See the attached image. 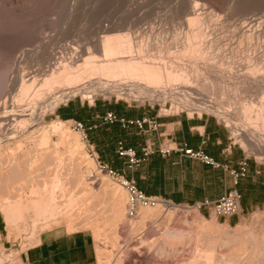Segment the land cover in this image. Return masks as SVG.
Here are the masks:
<instances>
[{
	"label": "rangeland",
	"instance_id": "374dc122",
	"mask_svg": "<svg viewBox=\"0 0 264 264\" xmlns=\"http://www.w3.org/2000/svg\"><path fill=\"white\" fill-rule=\"evenodd\" d=\"M14 4L17 5L16 8ZM193 6L197 10L198 15H200L198 17V21L199 18L200 21L192 27L187 23V19L192 17V15H188V10ZM115 25L116 29H121L120 31L123 33L124 31L125 33L128 32L132 38L134 37L133 40H136H134L135 42L133 41L135 45L136 43L137 46L142 45L143 48H146V51L149 49L150 51L148 50L147 54L154 56V61H159L158 63L161 62L166 66L175 67L180 65V67L185 66V68L194 66L193 62L185 60L186 57H183V60L180 56V50L185 45L186 35L193 31L194 28H197V26L203 33L206 30L207 34L205 31L204 35L207 39L204 40L212 39V41H209L212 46L207 45L209 47H205L206 49L203 50L206 52H203L205 61L207 60L211 64L210 70H214L212 71L213 73H210V76H206L207 78L209 77L208 79L204 75L205 80L203 76L195 79L196 77L193 73L192 77L194 78L190 77V79L194 80H191L190 85L194 87L198 81L200 83H209L212 87V92L203 94L217 102L227 103L229 101L230 106L228 105V108H225L227 107L225 105L223 108L228 110L239 123L246 127L248 126L242 117L238 115V106L240 104H251L255 108L252 111V114H254L256 108L261 103H264L263 85L261 87L262 90H255L252 87L244 88L240 84V79L246 74L247 68L255 66L256 68L260 67L262 71L264 69V0H0V110L2 111L5 105L18 104V100L20 101L21 99H24L23 104L26 103V98L22 95L20 97L19 78L25 79L26 76L29 78L36 75V73L40 75L45 69L56 67L58 63L67 60V57L73 54H80V52L96 54L97 44L100 38L105 35L106 28ZM243 26H245L244 29H242ZM247 28H249L251 33L244 31ZM256 32L259 33L257 34ZM248 33L252 35V38ZM248 36L250 37L247 38ZM159 47L161 48L160 50L157 49ZM41 50L42 52H40ZM43 52L44 54H42ZM34 53H37V56ZM143 54L146 55V53ZM199 65L203 67V64L201 62L197 63L198 71L200 70L199 72L203 73ZM219 66L221 67L219 68ZM226 68L230 69L227 70ZM93 79L90 81L94 83L105 81L95 76ZM84 81L82 80V82ZM55 88L52 89V93L59 89L58 87V89ZM109 95L97 93L91 99L77 94L64 101V103H60L57 107L69 102L85 106L96 102H118L124 105L143 107L152 111H157L160 107L161 115L176 113H186L188 116L212 115L228 128L231 142L236 148L244 152L249 160L258 164L264 163V153L260 154L249 144L245 146L242 141V143L239 142L240 139L231 130V126L225 123L224 120L221 121L222 119L212 112L211 114L209 111H189L177 106L176 108L173 106V108L170 101L160 104L161 102H151L149 100L140 102V100L113 93ZM21 102L19 104H22ZM8 119L11 120L12 117ZM56 120L63 122L62 133L65 132L63 136L67 139L63 138L61 143L56 141L58 134L54 135L49 129L50 125ZM25 122L24 125L16 124V122H0L1 124L4 123V128L0 130L2 132V134L0 132V167H3L1 155H10L8 152L10 149L15 151L11 153L14 154L13 156L17 157L20 153L23 156L25 155V157L21 156L20 159L22 161L27 158H29V161L32 160L33 153L35 149H38L37 143L43 132H46L49 139V143L46 146L48 149L45 150L44 155H41L43 157L39 158L36 156L38 160H36L35 169L33 167L32 170H29L25 167L26 161L28 162L27 159L19 167V170L21 169V174L18 175L19 178H11L9 176L10 178L8 177L7 181L6 179L0 181V197L7 196L10 200L8 201L12 202L18 198V192L22 189L21 194L23 196L20 199H23V204H27L28 201H36V196H25L27 188L30 186L29 184L40 185L44 178L46 179L47 176H50L49 174L56 170L55 167L59 165L57 157H59L61 158V164L57 172L64 179L63 182L67 178L64 182L67 189L70 188L71 190L74 187L72 194L74 193V197L76 195L75 198L77 200L69 211L67 210L68 208H63L64 200L60 198L61 202L63 200L61 203L57 199L59 202L57 201L56 210L62 207L63 210L59 209L60 211L69 213L74 227L72 230H68L65 226L64 218L58 217L55 222L41 229L40 226L44 220L41 221L40 219L39 221L36 218V207L33 206L28 211H25L21 218L16 219L10 227L6 225L7 238L10 243L5 246L0 245V264H5V260H7L6 264H9V262H11L10 264H23L21 254L36 243L42 232L51 229H57L62 232L78 230L90 232L94 240L97 264H203L201 263L202 260L190 261V258L192 259L194 256L198 258L201 252L198 251L202 250L201 248L205 246L207 240L213 236L218 238L214 237L216 241L213 254L215 256L211 264H218L216 260L221 254L231 253L230 255H234L232 253L239 247H242L239 248L242 250L237 255L239 259L237 257L236 261L232 262L233 264H264V256L262 260L260 255L257 254V252L260 253L261 251L264 253L263 209L249 211L240 215L237 224L229 226L221 221L222 217L217 216L212 210L208 213L204 209L198 210L194 208L191 204L172 203L176 207L174 215H167L162 210V207H151L150 209L155 211L153 212L154 216L151 219L149 217L144 222H140L138 214L140 210L130 208L128 212H124L125 221H119L114 224L111 219L110 208L108 207L110 203L108 201L111 196L109 191H101L98 186L99 181L96 180L94 181L95 185L89 180V182L86 181L88 184L84 182L88 186L85 185L84 187L82 184L83 186L80 187L81 184L77 183L78 179L76 180L75 175L82 174L83 176L88 174L94 180V178H98V172H100L102 175H106V178L112 183L117 184L101 168L104 164L127 179L128 175L140 169L142 160L133 165L122 163L120 168H113L110 163L101 159L100 154L88 141L86 133L85 137L79 134L73 128V121L62 120L56 117L54 112L46 115L41 122H35L34 124L28 123V120H25ZM66 141L70 143L68 144ZM18 144H20L19 149L17 148ZM72 144L75 145V148L77 146L74 150L75 153L73 152V157L69 152V146L70 149H74ZM76 150H79V153ZM21 151L24 153L28 151L26 154L28 155L29 153V155L26 156ZM78 158L80 161H77L79 163L77 166L75 162ZM68 160L70 163H68ZM87 160H92L94 169L90 171L84 170L83 172V169L80 170L79 168L87 167L88 164L85 165ZM71 162L74 169V171L72 170L74 172H72V175L68 171L69 167L72 166L67 167L68 164L71 165ZM77 170L82 171V173ZM88 171L89 173H87ZM72 178L75 179L73 180ZM75 183L77 185L74 186ZM89 183L93 186L89 185ZM117 186L122 191L124 199L127 200L125 190L118 184ZM2 202L3 200H0V204ZM56 210L55 213L57 212ZM88 221L95 223L99 227L101 235L98 237L100 238L94 235L93 229L88 226ZM126 222L134 224L135 227L132 226V231L130 223ZM206 230L209 232H206ZM226 231L231 232L227 234L225 233ZM205 237L206 240L204 239ZM253 237H256V241H254L258 244V248L257 246L254 247ZM99 241L102 242V245H100L101 242ZM252 246L254 247L253 254H255L254 256L252 254L253 257H251ZM146 250L147 252H145ZM196 253H198V256Z\"/></svg>",
	"mask_w": 264,
	"mask_h": 264
},
{
	"label": "bare ground",
	"instance_id": "6f19581e",
	"mask_svg": "<svg viewBox=\"0 0 264 264\" xmlns=\"http://www.w3.org/2000/svg\"><path fill=\"white\" fill-rule=\"evenodd\" d=\"M16 6L17 5H15V8H16ZM196 11L197 10L195 9L194 6L190 7L188 10V15H190V16L192 15L191 18L187 19V23L189 24V26L193 27V25H196L197 22L200 21V18L198 21V17L200 15H198V13ZM12 13H14V11H12ZM194 16H196V17H194ZM245 26L247 27V25H245ZM245 26H243L242 29H244ZM249 28H247L248 30L246 29L244 31H246V32L249 31ZM120 30L116 29V25L106 28L105 35L100 38V40L97 44V48H96L97 53L96 54H94L92 52H87V53L82 52L81 53L79 51L80 54H73V55L70 54L71 56L67 57L68 58L67 60L62 61L61 63H58L57 66L54 68L45 69L42 73L40 72L41 74L38 73L40 75H37V73H36V75L33 74L34 76H31V75H28V73H26L28 76H31V77L28 78L26 76L25 79L19 78L18 82H19L20 97L23 96L24 98H26V103L23 104L24 99L23 100L21 99L20 101L18 100V104L14 103V104H10L7 106L6 105L3 106L2 111L0 110V122L1 121H8V122H13V123L16 122V124L19 123V124L24 125L25 120H28L29 121L28 123L34 124L35 122L43 121L44 117L46 115H49L50 113H53L55 108L60 103H62V102L64 103V101H66L67 99L69 100V98L74 96V95L80 94L82 96H86V97H89L92 99L93 97H95L97 95V93L98 94L101 93L104 95L106 94L107 96L109 94L113 93V94H117L120 96H126L130 99L140 100V102L143 100H149L151 102H161L160 104H162L165 101H170L172 103L171 106L172 107L175 106V108L177 106L178 108L183 107L189 111L198 110V111H204V112L209 111L210 113L212 112L215 115H217L220 119H222L221 121L224 120L225 123H227L231 126V130L234 132L236 137H238L240 139L239 142L242 141L243 144H245V146H247L246 144H249L250 146L255 148V150L257 152H259L260 154L264 153V103H261L258 106V108H256V112L254 114H252V111H253V109L255 110V108L251 104L250 105H245V104L241 105L240 104L238 106V108H237L238 112H239L238 115H240V117H242L243 121L248 126V127H246V126L242 125L241 123H239L237 121V119L234 118L229 113L228 110L223 108L225 105L227 106L225 108H228V105L230 104L229 101L227 103L224 102V103H226V104H224L222 101L217 102V101L210 99L209 96L204 95L205 93L209 94L210 92H212L211 91L212 87L209 83L208 84H206L205 82L200 83L198 81V83L196 82V85L194 87H192V85H190L191 80L192 81L194 80V79H190V77L194 78V77H192L193 73L196 77L195 79H197L199 76H200V78H202V76H203V78L205 80V77L210 76L211 75L210 73L214 70L213 68H212L213 70H210L211 64H209L210 63L209 61H207V60L205 61V54L203 52V51H205L203 49H206L205 47H209L207 45H211L210 44L211 42H209V41H212V39L211 40L208 39L207 41H205L207 39V38H205V35H204L206 30L203 33V31L201 29H199L198 26H197V28H194L193 31H191L188 35H186L185 45H184L185 47L183 46L182 50H180L181 52L179 51L180 56L182 58L186 57L185 60L187 59V61L194 63L193 64L194 66H192L190 68H185L184 65H183L184 67H182V66L180 67V65L179 66L177 65L175 67L170 66V65L166 66V65L162 64L161 62L158 63L159 61L158 62L154 61V56L147 54L149 49L146 51V48H143L142 45L137 46V43L135 45L134 42L136 40L135 39H134L135 41L133 40L134 37L132 38L128 32L125 33V31H124V33H123ZM253 30H252V32H253ZM244 31L242 30L243 33H244ZM250 33H248V34L252 38V35ZM256 33L258 34L259 32H256ZM206 34H207V31H206ZM250 36H248L247 38H249ZM202 47H204V48H202ZM157 49L160 50L161 48L159 47ZM207 51H209V50H207ZM40 52H42V50ZM143 53H146V55H144ZM42 54H44V52ZM35 55L37 56V53ZM181 57H179V58H181ZM37 58H40V57H37ZM184 58H183V60H184ZM206 58H207V56H206ZM208 59H209V57H208ZM198 62H201L203 64V67L201 65H199V66H201L203 73H200L199 72L200 70L198 71V69H197V67H198L197 63ZM179 64H181V63H179ZM260 64H261V62H260ZM220 67L221 66H219V68ZM229 69H227V70H229ZM228 73H230V72H228ZM204 75H205V77H204ZM94 76L96 78L100 77V79L105 80V81L104 82H96V83L90 81L91 79L94 78ZM82 80H85V81L82 82ZM240 80H241L240 84L244 88H251L252 87V88H255V90L256 89L260 90L262 85L264 86V69L262 71L260 67H257V68L255 66L252 68L249 67L246 70V74L243 75V77ZM55 87L56 88L58 87L59 89L57 88L58 90L57 91L55 90L56 92L52 93V89H54ZM263 89H264V87H263ZM18 98H19V96H18ZM15 102H17V101H15ZM20 102L23 105L19 104ZM9 117H12V119L9 120L8 119ZM62 123H63L62 121L56 120L49 127V129L52 131V133H54V135L58 134V139L56 141L59 143H61L63 141L62 140L64 138L63 133H65V132L62 133V130H63ZM3 124L0 123V130H2L4 128ZM29 125H31V124H29ZM1 134H2V132H1ZM61 134H62V136H60ZM71 139H69V140H71ZM48 140L49 139H48V136L46 135V132H43L39 142L37 143L38 149L37 150L35 149V151L33 153L32 160L29 161V158L26 157L28 159V162L26 161L27 159H25L23 161L20 159L21 156H23V154H21V153H20V155L18 154L19 156H17V157L13 156L14 154H11V153L15 152V151H13L11 149L8 150L10 155H5L2 153L3 155H1L2 156L1 158H3L2 159L3 160V162H2L3 167L2 166L0 167L1 168L0 169V181H3V179H6V181H7V178L9 176L11 178L12 177H18L19 178L18 175L21 174V169L19 170V167H20V165L24 164L23 163L24 161H26V165H27V166L25 165V167H27L29 170H32L33 167L35 169V164L37 162L36 160H38L36 158V156L39 158L43 157L41 155H44L43 153L45 152L46 149H48V148H46L47 144L49 143ZM65 140H67V139H65ZM76 141H78V140H76ZM73 146H74V149L73 148L70 149V146H69V150H70L69 152L72 154V157H73V154L75 153L74 150L77 148V146H76V148H75V145H73ZM19 147H20V144L17 145L18 149H19ZM78 147H79V145H78ZM253 148H251V149H253ZM47 151H46V153H47ZM21 152L24 153L23 151H21ZM27 152H25L24 154H26ZM69 152H68V154H69ZM28 155H29V153H28ZM28 155L26 154V156H28ZM81 156H83V155H81ZM23 157H25V155ZM31 157H30V159H31ZM77 157H79V156H77ZM57 158L59 160V165H57V167H55L56 170H54L53 173L49 174L50 176L46 175L47 176L46 179L44 178V180L42 181V183L40 185H37L35 183L29 184L30 186L27 188V194H25V196H36L37 199H36V201L33 200L34 202L28 201L27 204H24V207L26 210L32 208L33 206L36 207V208L34 207L36 209V214H35L36 218L39 221H40V219H41V221L44 220L40 226L41 229H43V228L47 227L49 224L55 222V220L58 217H63L64 221L66 223L65 226L67 227V229L72 230V228L74 227V223L71 220L69 213H66L65 211L63 213L59 209L63 210V208L65 207V208H68L67 210H69V209L71 210L73 204L76 203L77 198H75L76 195L74 197V193L72 194V189L74 187L71 190H70V188L67 189L65 186L66 183H64L67 178L65 177L66 179L63 182L64 179H62V177L60 176V173L57 172V170L61 164V161H60L61 158H59V157H57ZM79 158L75 162L76 165L79 164L77 162V161H80ZM81 159H82V157H81ZM69 160H70V158H69ZM69 160H68V163H70ZM74 160H75V158H74ZM86 164H88L87 167L83 166L82 168H79V169L80 170L83 169V172H84V170L90 171V170L94 169V163L92 162V160H90V161L87 160L85 165ZM69 166H72V167H69ZM67 167H69L68 171H70L71 175H72V172L74 171L72 162H71V165L68 164ZM95 170H96V167H95ZM89 171L87 173H89ZM70 172H68V173H70ZM78 172L82 173V171L81 172L78 171ZM68 173H66V174L69 175ZM76 175H75L76 180L78 179L77 183L81 184L80 187L83 185L85 187L86 184H84V182H86V181L89 182V180L91 181V183H94L95 180L99 181L98 186L101 188V191H109V194H111L110 200L108 201V203L110 202L108 207L110 208L109 210L111 213L110 215H111L112 221L114 222V224L119 222V221H121V222L125 221L124 212H128L129 207L127 206V201L124 199L123 193L120 190V188L117 186V184L112 183L109 179L106 178V175H102L100 172H98V178L97 179L94 178V180L88 174L83 175V176H82V174H80V175L78 174L79 176L78 175L76 176ZM48 178H50V179H48ZM91 183H89V185H92ZM96 184H98V182H96ZM75 185H77V184L75 183L74 186ZM94 185H95V183H94ZM86 186H88V185H86ZM5 191H6V189H5ZM21 191H22V189H21ZM21 191H19L20 193L18 192V195H17L18 198L16 197L17 199H15L12 202H9L10 200L7 198V196H5V197L3 196V198L0 197V198H2L0 200H3L2 209H3V212H5V214H6L5 215L3 213L4 216H6V219L8 221V222H6V223H8V227H10L12 224H14V221L16 219L21 218V216H22V209H21L20 204L22 203L23 199H20V198H22L23 195L21 194ZM13 198H15V197H13ZM60 198L64 200V205L62 204L63 208L58 207L59 208L58 209L59 211H58V210H56V206L58 205L57 204L59 202L58 200H60V202H61ZM63 200H62V202H63ZM32 204H34V205H32ZM158 206L162 207V210H164L167 215H172V214L174 215V213L176 211V207H174V205L168 206V205H165L162 203V204H159ZM83 209H85V208L83 207ZM55 210L57 211L56 213H55ZM139 210H140V213H138V214H139V218H140L139 221L140 222H144V220H147L149 217L151 219V217L154 216L153 212H155V211H152V209H150V208H147V209L146 208L145 209L139 208ZM69 211H67V212H69ZM130 222H126V223H130ZM88 223H89L88 226H90L93 229L94 235L97 238H100V237H98L99 235H101L100 234L101 230H99V227L95 223H92L89 221H88ZM123 224H125V223H123ZM130 225H131L130 229L132 231V229H133L132 226H134V224L130 223ZM140 225H141V223H140ZM138 226H139V224H138ZM206 232H209V231L206 230ZM229 232H231V231H228V232L226 231L225 233L229 234ZM208 236H213V235H208ZM214 237L215 236L209 238L207 240L205 246L202 245L203 246V248H201L202 250H199V251L197 250L198 252L201 251L199 254V257L195 258L196 256H194V258H192V259L190 258V261H201L202 260L201 263H203V264H211L214 261V256H215L213 254L214 253L213 252L214 251V243L216 241L215 238L216 239L218 238L217 236L215 238ZM255 238L253 237L252 241H254ZM204 239L206 240V237ZM255 241H254V247L257 246V248H258V244ZM99 242H101V241H99ZM241 244H243V243H241ZM100 245H102V242L100 243ZM254 247H253V251L251 253V257H253L255 255V254H253ZM239 248H242V247H239ZM239 248L236 250L234 249L235 251H234V253H232L234 255H230L231 253H229V252H228L229 254H224V255L221 254L220 256H218L216 263H218V264H231L232 262H234V260L236 261L237 257H238L237 259H239V256H237V255H239L238 254L239 251L242 250V249L240 250ZM259 248H260V246H259ZM133 252H135V251H133ZM145 252H147V250ZM215 253H216V251H215ZM252 254H253V256H252ZM257 254H259L260 259L263 260V256H264L263 251H261L260 253L257 252ZM146 255H147V253H146ZM196 255L198 256V253H196ZM147 258H148V256H147ZM5 262L7 263V260H5ZM10 263L11 262H9V264ZM115 264H118V263H115Z\"/></svg>",
	"mask_w": 264,
	"mask_h": 264
},
{
	"label": "crops",
	"instance_id": "0c3cea01",
	"mask_svg": "<svg viewBox=\"0 0 264 264\" xmlns=\"http://www.w3.org/2000/svg\"><path fill=\"white\" fill-rule=\"evenodd\" d=\"M53 112L62 120L81 122L88 141L101 159L115 168L124 163L115 158L118 143L134 150L138 158H142L141 149L150 146L151 153L142 159L140 169L127 176L148 196H158L174 204L215 201L232 187L229 169H238L240 163L245 162L246 175L236 186L240 193V212L221 221L235 225L240 215L264 210V163L249 160L232 144L228 128L212 115H157L156 110L118 102H96L86 106L69 102ZM107 113L118 120L104 121ZM120 119L155 120L157 127L153 130L147 124L142 129L136 125L123 126ZM186 148L200 152L213 164L185 156L183 150ZM20 205L23 215L28 210L23 202ZM2 213L5 214L3 209L0 210V245L5 246L10 242L6 230L8 221ZM21 255L23 264H97L94 240L87 230H47Z\"/></svg>",
	"mask_w": 264,
	"mask_h": 264
},
{
	"label": "built area",
	"instance_id": "2783aa9c",
	"mask_svg": "<svg viewBox=\"0 0 264 264\" xmlns=\"http://www.w3.org/2000/svg\"><path fill=\"white\" fill-rule=\"evenodd\" d=\"M157 115L160 114V107L157 110ZM118 119L111 113H107L104 117V121L114 122ZM123 126L126 125H136L139 129L143 128L144 124H147L150 129H156L157 124L155 120L142 119L136 121H124L123 119L119 120ZM73 128L79 134H82L85 137V127L81 122L73 121ZM142 158H138L132 149H126L122 146L121 143H118L117 146V154L120 157H124L127 160V163L133 165L140 160L146 158L150 153V146L146 145L142 149ZM183 154L189 158L201 160L206 164H213L210 159L203 156L200 152H195L191 149H184ZM101 168L104 169L107 176L112 178L119 186H121L127 196V206L130 208H154L159 204H165L168 206L173 205L171 202L163 200L158 196H148L141 192L134 184L131 179H126L123 176H120L115 170L110 169L106 164H104ZM246 163L241 162L238 169H229V175L232 180V187L223 194L219 199L215 201L204 200L198 204H194L193 207L196 209H207L212 210L217 216L222 218H227L231 216H235L240 212V193L237 189V184L240 178L246 175Z\"/></svg>",
	"mask_w": 264,
	"mask_h": 264
},
{
	"label": "trees",
	"instance_id": "16d2710c",
	"mask_svg": "<svg viewBox=\"0 0 264 264\" xmlns=\"http://www.w3.org/2000/svg\"><path fill=\"white\" fill-rule=\"evenodd\" d=\"M122 146L125 148V146L123 145V143H122ZM127 149V148H126ZM97 151V150H96ZM115 158L118 160H121V161H123L124 163H127V160H126V158H124V157H120L118 154H117V152H115ZM113 168H115V166L114 165H111Z\"/></svg>",
	"mask_w": 264,
	"mask_h": 264
}]
</instances>
